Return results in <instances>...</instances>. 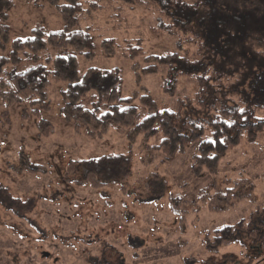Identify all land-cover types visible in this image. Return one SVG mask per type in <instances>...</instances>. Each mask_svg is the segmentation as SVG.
<instances>
[{"label": "rangeland", "instance_id": "374dc122", "mask_svg": "<svg viewBox=\"0 0 264 264\" xmlns=\"http://www.w3.org/2000/svg\"><path fill=\"white\" fill-rule=\"evenodd\" d=\"M122 9L121 17L143 29V52L104 54V38H119L123 45L125 34L113 27L112 18L98 13L81 24L93 37L95 57L77 56L78 76L90 67L117 68L120 96L132 98L139 121L148 113L143 95L149 94L158 108H174L178 99L193 94L196 82L180 77L175 89H165V66L146 71L155 55L173 50L175 38L149 33L155 11ZM36 24L63 27L47 0H14L5 52L12 39L29 36ZM187 49L191 54L195 47ZM65 87L66 82H52L51 108L39 116L27 102L6 104L0 98V264H264L263 241L248 233L264 232V132L226 153L214 171L197 173L192 160L198 142L165 161L153 148L160 136L143 142L134 124L110 128L101 137L77 130L59 114ZM40 118L53 125L47 136L39 135ZM70 161L74 170L67 171ZM244 178L251 199L224 212H212L198 199L212 182L223 188ZM171 194L177 201L169 200ZM224 226L236 230L215 232Z\"/></svg>", "mask_w": 264, "mask_h": 264}, {"label": "trees", "instance_id": "16d2710c", "mask_svg": "<svg viewBox=\"0 0 264 264\" xmlns=\"http://www.w3.org/2000/svg\"><path fill=\"white\" fill-rule=\"evenodd\" d=\"M105 1L106 6L95 1L47 0L60 14L63 27L48 30L36 24L29 36L12 39L5 52L14 0H0V50H4L0 54V98L6 104L27 102L39 116L51 108L48 93L52 82H66L60 90L59 114L77 130L83 127L88 135L101 137L110 128L134 124L143 142L160 136L153 148L165 161H172L198 142L192 160L197 173L202 168L214 171L226 153L264 132V116L258 115L264 112V0ZM123 5L155 11L156 21L149 33L175 38L173 50L155 55L146 71L165 66V89H175L180 77L196 82L193 94L178 99L174 108H158L149 94L143 95L141 105L148 113L139 121L140 112L132 98L120 96L122 78L117 68L90 67L78 76L77 56L85 60L95 57L93 37L81 24L97 18L98 13L112 18L116 22L113 27L120 26L125 34L123 45L118 44L119 38H104V54L119 50L135 56L143 52V29L121 17ZM191 46L195 49L189 54ZM37 126L39 135L53 131L44 118ZM72 163L66 166L67 171L74 170ZM212 185L198 195L212 212H224L251 199L244 191L245 178L223 188ZM173 196L169 200L177 201ZM226 229L230 233L236 230L224 226L215 232L221 234ZM248 233L253 239L260 236L264 244V232L251 229Z\"/></svg>", "mask_w": 264, "mask_h": 264}]
</instances>
